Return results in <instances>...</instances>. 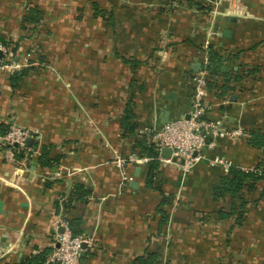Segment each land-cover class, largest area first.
<instances>
[{"label": "crops", "instance_id": "0c3cea01", "mask_svg": "<svg viewBox=\"0 0 264 264\" xmlns=\"http://www.w3.org/2000/svg\"><path fill=\"white\" fill-rule=\"evenodd\" d=\"M202 4L0 0V135L27 127L38 147L17 173L0 149V264L47 260L59 218L91 240L80 264H264V177L216 198L230 170L156 160L149 178L150 160H129L156 148L142 131L188 115L213 53L204 119L241 135H207L203 154L264 173V0Z\"/></svg>", "mask_w": 264, "mask_h": 264}, {"label": "built area", "instance_id": "2783aa9c", "mask_svg": "<svg viewBox=\"0 0 264 264\" xmlns=\"http://www.w3.org/2000/svg\"><path fill=\"white\" fill-rule=\"evenodd\" d=\"M209 3L211 0H203ZM0 69L5 67L9 49L7 45L0 40ZM10 67V66H9ZM13 68H19V65L14 64ZM193 95L191 108L188 113V118L182 117L166 123L162 128L156 131L144 130L143 133L151 135L158 150L157 160L164 164H170L178 167L182 173H188L196 164L205 160L208 165L221 168L229 171L234 166L231 161L215 156L207 158L203 151L206 147H212L213 142L208 141L207 135L237 137L241 135L240 130H232L219 132L213 122L204 119L205 106L203 102L204 91L206 87V74L194 77ZM206 130V134L201 131ZM35 133L23 126L10 124L8 129L0 135V149L4 151V159L6 162L16 166L15 173L18 172L19 166H25L31 157L37 152L38 147L29 144V141L37 140ZM169 148L171 154L169 158L161 156L162 149ZM130 161L146 162L150 159L141 158L136 160L135 157H130ZM128 160L117 157L114 164L117 168H123ZM236 169V168H235ZM248 174H261L256 168L239 169ZM126 180L127 178H123ZM57 226V227H56ZM55 237V245L51 255L47 258L46 264H80L81 254L84 250L83 245H90L91 240L83 234L74 235L72 233L69 222L59 218L55 223V229H60Z\"/></svg>", "mask_w": 264, "mask_h": 264}, {"label": "trees", "instance_id": "16d2710c", "mask_svg": "<svg viewBox=\"0 0 264 264\" xmlns=\"http://www.w3.org/2000/svg\"><path fill=\"white\" fill-rule=\"evenodd\" d=\"M189 1L193 2L195 5L204 7V5L202 4L203 0H189ZM32 14L33 13H32V9H31L29 12V15L32 17H28L29 21H35ZM210 63L211 64L206 69L207 75H206V87L205 88L207 90H210L217 85V82H219L218 77L221 75L220 69H218V65H217L218 63L214 59L213 53H212V56L210 59ZM231 78H232V76L227 78V82H226L227 84L230 82ZM223 87H224V89L229 88L228 85H226V84ZM220 89H222V87ZM253 142H254V144L260 146L262 151L264 152V135H259L256 133L254 135ZM143 144L144 143L142 141L137 142V145L140 148L143 146ZM150 148L151 149L142 148L143 149L142 153H144V154L141 155L140 157L147 156L150 159L148 177L152 178L153 171L158 166L157 165L158 163L156 161L157 156H158V150L154 147H150ZM255 168H260V167L258 166ZM263 177H264V173H262V172H261V174H245L244 172L240 171L239 169L232 168L229 171L228 175L222 179L221 183L218 186L214 187L215 197L219 198V197H223L224 195H228L231 198H235L236 195H238V193L241 191V189L243 188V186L246 183L255 184L256 182H258ZM70 227H71L72 233L74 235L80 234L79 231H77L72 224H70ZM44 262H46L45 258L42 259V258H37V257H30V258L24 260L23 262H21L19 264H44Z\"/></svg>", "mask_w": 264, "mask_h": 264}, {"label": "water", "instance_id": "95a60500", "mask_svg": "<svg viewBox=\"0 0 264 264\" xmlns=\"http://www.w3.org/2000/svg\"><path fill=\"white\" fill-rule=\"evenodd\" d=\"M224 36H228V31H225L224 32ZM0 57H1V54H0ZM185 118H188V115L185 116ZM29 144H30V141H29ZM170 154H171V150L169 148L162 149V151H161V155L163 157L168 158V157H170ZM130 184H131L132 187H135L136 186V183L135 182H131ZM0 207H1V203H0ZM83 248H85V245H83Z\"/></svg>", "mask_w": 264, "mask_h": 264}]
</instances>
